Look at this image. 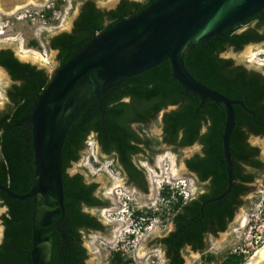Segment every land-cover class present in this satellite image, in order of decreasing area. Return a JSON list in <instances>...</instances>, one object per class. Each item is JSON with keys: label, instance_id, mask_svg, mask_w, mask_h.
Instances as JSON below:
<instances>
[{"label": "trees", "instance_id": "trees-1", "mask_svg": "<svg viewBox=\"0 0 264 264\" xmlns=\"http://www.w3.org/2000/svg\"><path fill=\"white\" fill-rule=\"evenodd\" d=\"M155 1L121 0L111 10H102L93 0L87 1L73 30L54 35L50 40L49 46L58 50V69L81 52L97 34L123 19L136 16ZM252 22L255 26L238 31ZM263 26L264 11L227 28L220 35L190 46L183 55L189 72L198 81L243 102V105L233 106L235 126L230 137V150L235 181L229 194L202 205L223 193L228 184L222 140L226 110L222 104L203 99L184 88L173 78L169 61H164L142 74L112 84L94 97L72 122L62 148L65 215L60 231L54 233L50 264H85L88 253L82 231L104 228L96 216L83 209L84 206H105V202L95 195L96 183L86 182L79 172H68L72 163L79 160L87 137L95 134L102 151L114 154L130 181L145 188L143 175L132 161V155L141 149V144L150 148L152 140L143 137L133 124L150 122L170 105L177 107L163 115L162 142L173 146L201 144L202 152L186 159L185 163L201 181L209 180V185L198 199L182 205L183 197L179 195L178 202H173V207L179 210L173 217L177 229L164 238L170 254L168 264H184L179 253L184 242L190 241L195 247L204 249L202 235L209 223L214 224L215 231L226 229L236 207L242 203L239 196L246 191V183L253 179L252 174L245 172L243 164L262 166L261 160L257 159L258 148L250 145L247 139L249 134L264 137V75L235 64L233 59L223 57L221 53L229 47L239 50L249 43L263 41L264 33L260 31ZM0 64L14 81L8 89L11 106L8 110H0V184L23 194L32 188L35 176L30 117L38 95L47 87L50 77L44 69L21 61L11 49L0 50ZM0 203L7 207L1 217L4 235L0 244V264H32L34 198L18 200L0 189ZM201 207L203 211H200ZM135 213L137 218L145 215L140 210ZM214 257L209 254L208 259ZM243 258L230 252L222 263L239 264ZM110 261L111 264L121 263L120 252H114Z\"/></svg>", "mask_w": 264, "mask_h": 264}, {"label": "rangeland", "instance_id": "rangeland-1", "mask_svg": "<svg viewBox=\"0 0 264 264\" xmlns=\"http://www.w3.org/2000/svg\"><path fill=\"white\" fill-rule=\"evenodd\" d=\"M6 1L10 2L0 0V50L11 49L21 61L44 69L50 77L59 65L58 53L49 46L50 40L56 34L71 30L83 0ZM94 1L102 8H109L117 0ZM250 26H255V22L243 25L238 31ZM260 31L264 33V26ZM248 46L252 47V51L245 53ZM221 55L233 59L235 64L264 73V42L249 43L239 50L229 47ZM0 74V110L5 111L11 106L8 89L14 81L1 71ZM162 118L160 113L144 125H134L143 137L152 140L147 154L151 160L140 161L143 159L141 156L134 158L145 172L143 176L146 179L143 181L146 190H140L130 181L114 154L104 153L92 133L87 137L79 160L68 168L70 174L79 172L86 182L96 183L95 195L105 202L102 208L83 207L104 225L101 231H82L83 244L88 253L85 264H111L110 259L117 251L122 257L119 264H167L161 257L162 249L154 242L171 228V218L177 211L173 202H178L179 195H182L183 201L196 196L206 190L207 183L201 182L184 166L186 159L202 152L201 144L172 146L163 143ZM248 140L259 148L264 164L262 138L249 136ZM252 172L256 181L244 204L225 231L206 241L205 252L215 257L208 259L201 252H192L187 248L183 252L185 264H223L224 256L230 252L244 257L239 264H247L252 258H257V253L264 247V167ZM125 199L136 210L145 213L143 216L149 220L145 228L137 226L134 229L133 217L121 209V202ZM6 210V206L0 203V241L4 231L1 217ZM150 212L157 213L152 215ZM133 230L134 234H131Z\"/></svg>", "mask_w": 264, "mask_h": 264}, {"label": "water", "instance_id": "water-1", "mask_svg": "<svg viewBox=\"0 0 264 264\" xmlns=\"http://www.w3.org/2000/svg\"><path fill=\"white\" fill-rule=\"evenodd\" d=\"M262 11L264 0H157L136 16L97 34L81 52L50 73L49 84L38 95L30 117L35 155L32 188L19 194L0 184V189L11 198H34L32 264H50L54 233L60 231L65 215L62 148L72 122L94 97L112 84L142 74L164 61H169L173 78L184 88L222 104L226 110L222 140L228 184L223 193L203 205L229 194L234 183L230 150L235 126L233 106L243 102L198 81L189 72L183 55L190 46L220 35ZM0 70L11 79L1 64ZM176 107L163 109L162 116ZM184 166L189 170L186 163Z\"/></svg>", "mask_w": 264, "mask_h": 264}, {"label": "flooded vegetation", "instance_id": "flooded-vegetation-1", "mask_svg": "<svg viewBox=\"0 0 264 264\" xmlns=\"http://www.w3.org/2000/svg\"><path fill=\"white\" fill-rule=\"evenodd\" d=\"M87 1H89V0H83V2L81 3V6H80V8H79V10H78V12H77V15H76V17H75V19H74V21H73V23H72V26H71V30L69 31V32H71L72 30H73V28H74V23H75V21L78 19V17L80 16V14L82 13V11H83V8H84V6L86 5V2ZM94 1V0H93ZM120 1L121 0H117L116 2H114L112 5L113 6H111V7H106V8H102V7H100V6H98V4L96 3V1H94L95 2V4H96V6L98 7V8H100V9H102V10H111V9H115L119 4H120ZM140 1H143V0H140ZM57 35V34H56ZM260 42H264V40L263 41H260ZM56 50V49H55ZM57 51V53H58V50H56ZM59 62V61H58ZM5 68V67H4ZM6 69V68H5ZM7 70V69H6ZM8 71V70H7ZM8 73H9V71H8ZM263 75H264V73H262ZM9 75H10V73H9ZM11 76V75H10ZM11 79H12V77H11ZM13 80V79H12ZM134 125H138V123H134L133 124V126ZM249 136H258V137H260V138H264L263 136H261V135H255V134H249ZM249 138V137H248ZM161 139H163V129H162V125H161ZM247 142L250 144V145H252L251 143H250V141L247 139ZM262 143V142H261ZM173 146V145H172ZM202 146V145H201ZM252 146H255V145H252ZM255 147H257V146H255ZM258 148V147H257ZM148 149L149 148H147V146H145V144H141V149L137 152V153H135V154H133L132 155V161L135 163V161H134V158L135 157H142L143 159H140V161H142V160H144V161H146V162H149L150 160H151V157H148ZM258 150H259V148H258ZM257 159H260L261 160V162H262V159L260 158V150H259V154H258V157H257ZM117 160V159H116ZM117 162L119 163V161L117 160ZM136 164V163H135ZM137 165V164H136ZM264 167V164H262V166H260V167H253V166H250V165H248V164H243V168H244V170H245V172H247V173H250V174H252L253 175V179L250 181V182H247L246 183V186H247V189H246V191L242 194V195H240L239 196V198H240V200H241V205H238L237 207H236V210H235V213H234V215H233V217L229 220V222H228V224H227V227H228V225L232 222V220L234 219V217H235V214H236V212H237V210L244 204V199L248 196V194H249V192H250V190L252 189V188H254V186L252 187V185L255 183V181H256V176H255V173L254 172H252V171H260V170H262V168ZM137 168L141 171V173H142V175H144L145 174V172H144V170H143V168H141V167H139L138 165H137ZM196 175V174H195ZM196 177L199 179V177L196 175ZM143 178L144 179H146L145 178V176H143ZM200 180V179H199ZM201 181V180H200ZM234 181H235V179H234ZM201 182H206L207 183V187H208V185H209V180H207V181H201ZM136 186V185H135ZM207 187H206V190H207ZM138 188H140V190H146V187L144 188L143 186H139ZM206 190H204V191H201V192H199V194H197L196 196H192V197H190V198H187L186 200H184V201H182V205H184V204H186L187 202H189L190 200H193V199H198L199 197H200V195L201 194H203L204 192H206ZM205 202V201H204ZM204 202H202V205H203V203ZM7 208V207H6ZM179 210V209H178ZM178 210L173 214V216H172V218H171V228L166 232V233H164L163 235H160V236H158V238H156V240H155V245H157V246H159L161 249H162V259L163 260H165V261H167V264L169 263V261H170V254H169V251H168V246H167V243L164 241V238H166V237H168L173 231H175L176 229H177V225H176V222H175V220H174V216H175V214L178 212ZM201 210H202V207H201ZM200 210V211H201ZM203 217V215H201V218ZM200 218V219H201ZM142 219H144V220H142ZM147 219H149L148 217H147ZM138 223V225L137 226H139L140 227V229H143V228H145L146 226H147V223H148V220H146V217L145 216H139L138 217V219H137V222H136V224ZM4 226V225H3ZM214 224H212V223H209V227L203 232V235H202V241L204 242V249H199V248H197V247H195L190 241H187V242H184V245H183V247H181L180 249H179V253H180V256L183 258V260H184V264H185V258H184V254H183V252H184V250L185 249H189L190 251H192V252H201L203 255H206V258H208V256H209V254H207L206 252H205V250H206V247H207V240L210 238V237H213V236H217L220 232H223V231H215L214 230ZM227 227H226V229H227ZM225 229V230H226ZM188 231H190V229L188 228L187 229ZM187 230H185V231H187ZM224 230V231H225ZM91 231H101V230H94V229H92ZM3 235H4V231H3ZM187 235V234H186ZM185 234H183V236H186ZM2 240H3V236H2V239H1V241H0V244H1V242H2ZM211 255H213L212 253H211ZM238 255H240V254H238ZM255 256V255H254ZM253 259H255V258H252L251 259V261L250 262H248L247 264H251L252 263V261H253ZM261 264H264V262H261Z\"/></svg>", "mask_w": 264, "mask_h": 264}, {"label": "clouds", "instance_id": "clouds-1", "mask_svg": "<svg viewBox=\"0 0 264 264\" xmlns=\"http://www.w3.org/2000/svg\"><path fill=\"white\" fill-rule=\"evenodd\" d=\"M168 181H166V182L171 184ZM121 205H122L121 209L123 210V212L125 211L126 213H128L129 217H131V218L133 217V221H134L133 227H134V229H136V227L138 225V223L136 224L138 218H137V215L135 212H137L139 210L138 209L136 210L134 207H132V203H129L126 199L123 202H121ZM131 234H134V230L132 231Z\"/></svg>", "mask_w": 264, "mask_h": 264}, {"label": "bare ground", "instance_id": "bare-ground-1", "mask_svg": "<svg viewBox=\"0 0 264 264\" xmlns=\"http://www.w3.org/2000/svg\"><path fill=\"white\" fill-rule=\"evenodd\" d=\"M12 1V0H11ZM5 2H10V1H6L5 0ZM252 51V47L251 46H248L247 48H246V50H245V53H249V52H251ZM1 71V70H0ZM2 72V71H1ZM0 76H2L1 74H0ZM262 145H263V147H264V143H263V141H262ZM257 258L256 259H253V261H252V263L251 264H260L261 262H264V247L262 248V250L261 251H259L258 253H257Z\"/></svg>", "mask_w": 264, "mask_h": 264}]
</instances>
